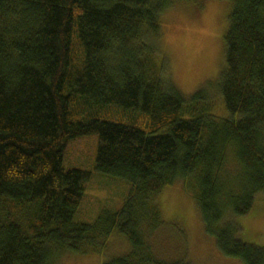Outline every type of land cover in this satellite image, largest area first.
Returning a JSON list of instances; mask_svg holds the SVG:
<instances>
[{
  "label": "trees",
  "instance_id": "trees-1",
  "mask_svg": "<svg viewBox=\"0 0 264 264\" xmlns=\"http://www.w3.org/2000/svg\"><path fill=\"white\" fill-rule=\"evenodd\" d=\"M194 1L0 0V264L100 254L114 232L132 249L105 264H186L150 238L165 225L159 195L178 183L223 256L264 264L236 224L264 195V0H221L227 119L205 91L165 82L155 60L161 16ZM83 105L115 107V122L73 120ZM94 135L95 172L131 192L121 211L77 224L90 174L65 169L64 154Z\"/></svg>",
  "mask_w": 264,
  "mask_h": 264
},
{
  "label": "rangeland",
  "instance_id": "rangeland-1",
  "mask_svg": "<svg viewBox=\"0 0 264 264\" xmlns=\"http://www.w3.org/2000/svg\"><path fill=\"white\" fill-rule=\"evenodd\" d=\"M221 0H195L178 3L161 16V37L156 41L155 60L165 82L190 98L205 91L212 98L210 114L220 119L230 117L219 91V79L225 71V35L228 8ZM116 108H92L83 105L72 117L77 122L99 119L115 122ZM100 144L98 135L72 141L64 154V167L90 174L86 194L75 217L77 224H93L104 212L121 211L131 192V185L95 172ZM165 225L154 232L152 244L170 263L243 264L218 250L216 239L205 232L196 202L181 183L163 190L157 199ZM238 238L249 245L264 247V195L258 194L251 213L236 219ZM129 241L114 232L99 253H71L59 264H105L131 252Z\"/></svg>",
  "mask_w": 264,
  "mask_h": 264
}]
</instances>
